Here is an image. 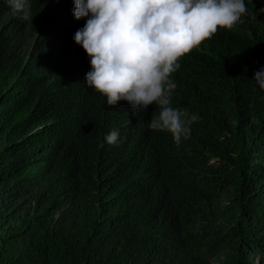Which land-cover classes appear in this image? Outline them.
Here are the masks:
<instances>
[{
	"label": "trees",
	"instance_id": "trees-1",
	"mask_svg": "<svg viewBox=\"0 0 264 264\" xmlns=\"http://www.w3.org/2000/svg\"><path fill=\"white\" fill-rule=\"evenodd\" d=\"M69 3L0 0V264H264V0L181 60L179 143L86 85Z\"/></svg>",
	"mask_w": 264,
	"mask_h": 264
},
{
	"label": "clouds",
	"instance_id": "clouds-1",
	"mask_svg": "<svg viewBox=\"0 0 264 264\" xmlns=\"http://www.w3.org/2000/svg\"><path fill=\"white\" fill-rule=\"evenodd\" d=\"M11 14L28 20L31 0H3ZM57 3L60 0H56ZM76 20H85L74 34L89 57L85 83L114 108L127 102L138 112L155 105L153 131L168 132L179 143L198 120L173 106L174 74L181 60L219 30H232L249 15L245 0H73ZM264 13V8L258 10ZM256 18V14H252ZM254 81L264 89V68ZM116 144L119 132L105 137Z\"/></svg>",
	"mask_w": 264,
	"mask_h": 264
},
{
	"label": "rangeland",
	"instance_id": "rangeland-1",
	"mask_svg": "<svg viewBox=\"0 0 264 264\" xmlns=\"http://www.w3.org/2000/svg\"><path fill=\"white\" fill-rule=\"evenodd\" d=\"M71 3H69L70 7L68 9H64V8H58L56 9L57 10V15H58V19L60 20H65V19H68V16H69V19L71 18V13L73 12V9H74V3H73V0H69ZM85 22V20H84ZM258 262V258L256 260V263Z\"/></svg>",
	"mask_w": 264,
	"mask_h": 264
}]
</instances>
